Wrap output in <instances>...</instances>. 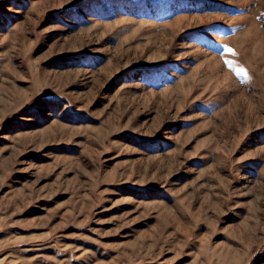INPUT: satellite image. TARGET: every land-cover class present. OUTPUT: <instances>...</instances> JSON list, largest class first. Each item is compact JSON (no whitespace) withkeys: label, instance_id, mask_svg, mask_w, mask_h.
<instances>
[{"label":"rangeland","instance_id":"obj_1","mask_svg":"<svg viewBox=\"0 0 264 264\" xmlns=\"http://www.w3.org/2000/svg\"><path fill=\"white\" fill-rule=\"evenodd\" d=\"M0 264H264V0H0Z\"/></svg>","mask_w":264,"mask_h":264},{"label":"snow or ice","instance_id":"obj_2","mask_svg":"<svg viewBox=\"0 0 264 264\" xmlns=\"http://www.w3.org/2000/svg\"><path fill=\"white\" fill-rule=\"evenodd\" d=\"M228 51H232V49H227ZM230 63V62H229Z\"/></svg>","mask_w":264,"mask_h":264}]
</instances>
